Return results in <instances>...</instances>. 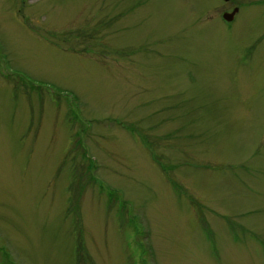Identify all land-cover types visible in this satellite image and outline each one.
I'll use <instances>...</instances> for the list:
<instances>
[{
	"label": "rangeland",
	"instance_id": "1",
	"mask_svg": "<svg viewBox=\"0 0 264 264\" xmlns=\"http://www.w3.org/2000/svg\"><path fill=\"white\" fill-rule=\"evenodd\" d=\"M0 264H264V0H0Z\"/></svg>",
	"mask_w": 264,
	"mask_h": 264
},
{
	"label": "water",
	"instance_id": "2",
	"mask_svg": "<svg viewBox=\"0 0 264 264\" xmlns=\"http://www.w3.org/2000/svg\"><path fill=\"white\" fill-rule=\"evenodd\" d=\"M236 12H237V9H234L233 12H231L230 14H224L223 15V18L226 21L230 22L233 19V17H234V15H235Z\"/></svg>",
	"mask_w": 264,
	"mask_h": 264
}]
</instances>
